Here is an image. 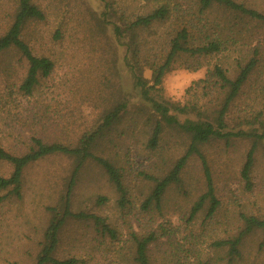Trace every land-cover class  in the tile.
Here are the masks:
<instances>
[{"label": "rangeland", "instance_id": "rangeland-1", "mask_svg": "<svg viewBox=\"0 0 264 264\" xmlns=\"http://www.w3.org/2000/svg\"><path fill=\"white\" fill-rule=\"evenodd\" d=\"M36 1L48 17L30 22L25 37L36 54L47 55L55 66L34 95L27 97L11 93L8 88L17 89L27 68L26 60L15 51L2 58L0 142L14 154L27 151L33 135L48 142L74 145L84 133L98 126L104 111L113 105L128 101L132 112L140 103L138 89L123 62L124 49L106 19L116 21L119 12L114 15L115 10L124 9L128 15L142 11L144 0H108L111 3L108 10L103 0ZM236 1L264 11V0ZM113 9L109 18L104 16ZM222 16V11L216 9L211 18L219 21ZM226 16L231 37L228 47L203 58V66L198 70L186 68L187 55L178 58L165 74L157 95L173 102L190 103L197 90L194 82L205 76L208 67L219 64L233 75L237 62L252 56L251 51L257 46L260 66L232 106L228 117L232 128L241 117L252 118L260 110L263 114L259 119L264 120V23L239 18L231 12ZM170 26L168 21L158 25L157 31L161 34ZM151 75V70L144 71L148 79ZM208 99L216 102L218 97L213 93ZM134 117L127 115L107 132L97 150L121 169L127 190L126 204L121 205L120 194L105 170L90 159L79 171L70 194L73 212L102 215L116 230V238L103 235L92 221L70 218L60 232L56 256L81 258L83 264H136L134 235H149L166 225L173 235L161 236L160 242L152 244L150 254L155 264H201L200 260L209 264H264V229H255L244 238L240 256L230 257L228 248L215 245L218 240L238 234L244 225V215L264 219V144L255 150L249 185L241 171L252 146L251 139L233 138L229 142L215 139L201 146L219 206L209 217L207 200L189 220L192 207L206 191L201 159L196 154L190 156L180 183L166 190L160 208L152 203L148 209L144 208L153 185L151 176L165 175L187 150L189 138L168 127L160 146L151 149L147 145L151 126L145 123L146 116ZM73 168L72 158L50 155L25 169L21 196L7 190L0 192V264L36 261L52 208L61 210ZM12 169L9 162L0 159V175L9 176ZM100 197H105V202H99ZM191 241L195 246L189 251Z\"/></svg>", "mask_w": 264, "mask_h": 264}, {"label": "trees", "instance_id": "trees-1", "mask_svg": "<svg viewBox=\"0 0 264 264\" xmlns=\"http://www.w3.org/2000/svg\"><path fill=\"white\" fill-rule=\"evenodd\" d=\"M103 1L108 10L111 6L110 1ZM216 9L221 10L223 14L219 21L211 18L212 12ZM112 11L114 9L104 13V16L109 18ZM229 12L239 18L247 17L264 23V11L236 0H144L142 11L132 15H128L124 9L115 10L113 14L118 15V19L106 21L112 24L115 39L124 49L122 57L124 65L131 74L134 87L138 89L140 103L134 110L130 112L128 101L118 102L104 111L98 126L84 133L74 145L48 142L43 137L33 135L28 150L22 154H14L0 142V159L9 162L13 168L9 176L0 175V192L7 190L18 197L21 196L24 171L31 163L58 154L73 160L74 168L61 210L52 208V217L33 264H83L81 258L72 256L61 259L55 254L62 227L70 218L92 221L103 235L116 238V230L102 215L83 211L73 212L70 208V194L79 171L90 159L105 170L120 194L121 205L126 204L127 190L121 169L112 160L97 153V150L101 146L103 136L115 129L127 115L134 114V118L139 119L146 116L145 123L151 126L147 141L151 149L160 146L168 127L179 130L189 138L187 150L175 161L171 169L162 177L151 176L153 185L144 202V208L148 209L151 203L160 208L166 190L172 184L180 183L188 159L196 154L203 165L206 191L192 207L189 220L194 218L207 200L210 201L208 216H212L217 211L219 201L215 195L210 167L201 146L215 139L226 142L233 138L252 140V146L247 152L241 171L247 185L250 184L255 150L259 144H264V120L259 119L263 111H257L252 118L247 115L241 117L237 126L232 128L229 127L228 117L244 86L260 66L257 46L251 51L252 56L237 62V69L233 75L219 64L208 67L205 76L194 82L197 90L190 103L173 102L157 95L165 74L178 58L187 55L186 68L198 70L203 66V58L220 53L228 47L231 37L228 33L230 30L227 29L229 18L226 14ZM47 17L46 10L36 0H0V66L4 55L12 51L17 52L27 63L25 74L17 89L8 87L11 93L19 92L27 97L33 96L42 79L48 78L54 70V61L47 55L36 54L25 37V29L30 22L44 21ZM168 21L171 24L170 28L164 29L160 34L157 31L158 25ZM235 23L238 24V21ZM146 69L151 70V79L144 76ZM191 87L187 90L190 91ZM213 93L218 97L216 102L215 99H208ZM212 102L216 104L210 105ZM255 123L259 125L255 127ZM242 125L249 127L245 128ZM105 200V197H100L99 202L103 203ZM243 218V228L235 237L215 242L219 248H228L230 257L240 256V246L248 234L255 229H264V219L252 215H244ZM172 231L170 226L161 225L159 230H153L149 235L141 237L134 235L135 263L155 264L150 254L152 244L160 242L161 236L170 238L173 235ZM194 246L195 242L191 241L189 251H192ZM200 262L209 264L202 260Z\"/></svg>", "mask_w": 264, "mask_h": 264}]
</instances>
